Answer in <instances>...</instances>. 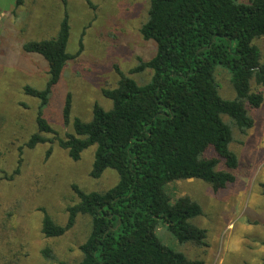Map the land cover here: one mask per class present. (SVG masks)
Returning a JSON list of instances; mask_svg holds the SVG:
<instances>
[{
	"label": "trees",
	"instance_id": "16d2710c",
	"mask_svg": "<svg viewBox=\"0 0 264 264\" xmlns=\"http://www.w3.org/2000/svg\"><path fill=\"white\" fill-rule=\"evenodd\" d=\"M84 1L92 7L90 0ZM61 2L66 6V0ZM23 4L24 0H15L16 8ZM140 35L153 41L156 49L131 73L150 70L149 81L138 85L117 70L116 86L101 91L109 108L95 104L92 119L86 123L74 119L72 132L64 139L42 135L55 134L42 109L74 57L66 52V12L54 38L22 45L25 53L41 56L48 68L44 89L23 88L39 100L37 132L26 147L56 142L73 162L95 147L89 176L99 179L106 170L118 176L105 192L84 193L73 186L78 202L67 208L65 225L43 213L41 233L46 238L63 236L79 215L90 218V233L79 248L82 257L77 264H203L158 238L163 225L178 244L206 245V231L191 222L202 215L201 207L188 196L172 200L167 187L194 179L218 191L233 183L238 159L229 149L232 126L246 134L253 126L249 110L263 101L264 62L255 40L264 37V0H149ZM218 69L230 74L232 99L219 94ZM70 108L67 95L65 122ZM261 188L264 194V184ZM43 256L51 257L48 250Z\"/></svg>",
	"mask_w": 264,
	"mask_h": 264
},
{
	"label": "rangeland",
	"instance_id": "374dc122",
	"mask_svg": "<svg viewBox=\"0 0 264 264\" xmlns=\"http://www.w3.org/2000/svg\"><path fill=\"white\" fill-rule=\"evenodd\" d=\"M90 2L92 7L84 0H66V6L61 0H24L16 8L15 0H0V264H77L82 257L79 248L90 233V218L79 215L63 236L46 238L41 233L43 213L55 224L65 225L67 208L78 202L73 186L84 193L105 192L118 181L112 170L99 179L89 176L95 147L85 150L77 162L56 142L26 147L37 132L39 100L23 88L44 89L48 68L41 56L25 53L22 45L54 38L65 12L66 52L74 57L42 109V117L55 133L43 136L64 139L72 132L74 119L85 123L92 119L95 104L108 109L110 103L101 91L116 86L117 70L138 85L151 77L150 70L131 73L139 60L148 61L156 49L153 41L140 35L149 0ZM255 44L264 62V37ZM216 80L220 96L232 99L230 74L218 69ZM260 91L261 105L249 110L252 128L242 135L232 126L229 149L238 159L235 181L218 191L194 179L167 187L172 200L188 196L202 210L191 222L206 231L204 247L178 244L163 225L157 230L164 245L188 259L203 264H261L264 259V88ZM67 95L71 97L69 122L63 118ZM222 119L232 125L227 116ZM44 250L50 259L43 256Z\"/></svg>",
	"mask_w": 264,
	"mask_h": 264
}]
</instances>
